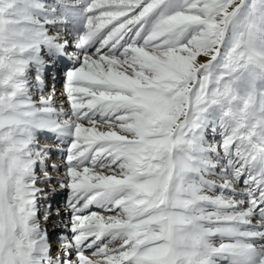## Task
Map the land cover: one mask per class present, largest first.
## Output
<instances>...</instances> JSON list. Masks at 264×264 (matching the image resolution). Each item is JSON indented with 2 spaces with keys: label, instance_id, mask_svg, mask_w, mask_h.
Segmentation results:
<instances>
[{
  "label": "snow or ice",
  "instance_id": "6c2138e0",
  "mask_svg": "<svg viewBox=\"0 0 264 264\" xmlns=\"http://www.w3.org/2000/svg\"><path fill=\"white\" fill-rule=\"evenodd\" d=\"M0 264H264V0H0Z\"/></svg>",
  "mask_w": 264,
  "mask_h": 264
},
{
  "label": "bare ground",
  "instance_id": "6f19581e",
  "mask_svg": "<svg viewBox=\"0 0 264 264\" xmlns=\"http://www.w3.org/2000/svg\"><path fill=\"white\" fill-rule=\"evenodd\" d=\"M57 31V29H50V34H55V32ZM62 75V74H61ZM62 84H63V82H62V80H57V82H56V90H57V94H56V97H55V102L56 103H62V102H64L65 103V106H67L66 105V101L64 100V97L62 96V92H63V88H62ZM60 90H62V92H60ZM47 91V90H46ZM60 92V93H59ZM45 94H47V93H45ZM37 100H38V98H36ZM48 137V138H47ZM45 136V135H39V141H40V143L41 144H50V143H52V142H54V140L52 139V137L51 136ZM43 139H45V140H43ZM43 140V141H42ZM51 140V141H50ZM42 141V142H41ZM54 155H56V152H54ZM55 158V157H54ZM58 158V157H57ZM52 161H56L55 159H51V160H49L48 161V163L49 164H51V162ZM58 162V161H57ZM36 171H37V173L38 174H42V173H40V170H39V167H37V169H36ZM39 171V172H38ZM53 175H55V173H53ZM40 187H45V188H47V187H50V185H45V184H41V185H39ZM57 187H58V185H57ZM60 197H57V199H59ZM95 209V208H94ZM93 209V210H94ZM54 220H55V218L53 219V220H50L49 222H48V224H47V228H48V231H49V233H53V229H52V224L54 223ZM54 248V250L52 249V253H53V255L54 254H56V251H57V249L55 248V247H53Z\"/></svg>",
  "mask_w": 264,
  "mask_h": 264
},
{
  "label": "rangeland",
  "instance_id": "374dc122",
  "mask_svg": "<svg viewBox=\"0 0 264 264\" xmlns=\"http://www.w3.org/2000/svg\"><path fill=\"white\" fill-rule=\"evenodd\" d=\"M202 62L204 61V60H206V58L205 57H200L199 58ZM62 74V73H61ZM48 138V137H47ZM212 137H211V135H209V139H211ZM43 140H45V139H43ZM42 140V141H43ZM41 141V142H42ZM51 141V140H50ZM54 142H52V143H50V144H47V145H51V144H53ZM55 157V158H54ZM53 159H55L56 161H58L59 162V158H57V156L56 155H54V152L52 153V160ZM39 172V171H38ZM42 175V174H41Z\"/></svg>",
  "mask_w": 264,
  "mask_h": 264
}]
</instances>
